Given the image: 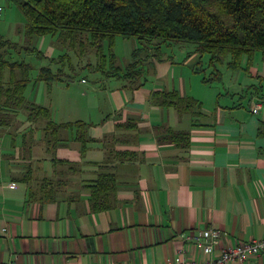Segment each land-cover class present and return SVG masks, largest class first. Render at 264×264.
<instances>
[{"label": "crops", "instance_id": "obj_1", "mask_svg": "<svg viewBox=\"0 0 264 264\" xmlns=\"http://www.w3.org/2000/svg\"><path fill=\"white\" fill-rule=\"evenodd\" d=\"M126 40L129 60L119 65L115 54L122 69L141 45ZM176 43L177 52L162 48L160 59L155 52L143 59L135 80L102 75L87 62L94 81L81 77L74 96L61 75L36 76V93L25 88V107H47L49 118L29 119L23 107L0 128V264H167L181 248L192 264L203 254L182 233L219 229L216 252L264 237V51L243 56L237 68L227 54L215 62L217 79L203 82L215 69L202 67L195 44ZM46 44L34 47L57 58L58 41ZM163 89L196 106L152 104L151 92ZM48 119L86 122L84 150L75 129L53 130ZM99 172L112 173L116 186L111 207L91 211L88 184ZM42 194L51 200L40 201Z\"/></svg>", "mask_w": 264, "mask_h": 264}, {"label": "trees", "instance_id": "obj_2", "mask_svg": "<svg viewBox=\"0 0 264 264\" xmlns=\"http://www.w3.org/2000/svg\"><path fill=\"white\" fill-rule=\"evenodd\" d=\"M16 2L25 17V35L29 44L18 45L0 34V128L10 124L12 118L24 105V91L28 83L30 64L13 60L11 49L24 48L44 57L41 50L30 46L35 36L57 34L63 43L81 50L86 41L98 56L96 67L102 75L135 80L140 74V66L147 56V44L157 49L171 41H187L195 44V50L202 56L209 54L208 65L215 69V62L227 54L228 67L240 66L241 58L251 59L255 50L264 51V0H11ZM136 38L140 46L131 52V60L124 69L116 64L112 50L114 37ZM108 41V52L104 53L103 41ZM77 46V47H76ZM145 52V55L142 53ZM159 54V51L157 50ZM82 54V53H81ZM156 54V53H155ZM160 59V55H158ZM64 56V55H63ZM59 57L60 60L64 57ZM54 61L55 58H50ZM108 59V60H107ZM16 69L22 76L16 77ZM203 76V82L218 77ZM62 74V73H61ZM48 66H41L36 79L51 81L58 77ZM150 102L156 105L172 106L177 111H192L196 103L189 96H182L177 90H154ZM27 117L49 118V109L39 104L25 107ZM86 122L81 120L56 123L48 119L46 126L75 129L77 138ZM31 179L29 171L21 180ZM112 173L99 172L88 184L89 207L91 211H101L111 207V197L115 190ZM43 188H40L42 190ZM46 193V192H45ZM51 200L41 196L40 201Z\"/></svg>", "mask_w": 264, "mask_h": 264}, {"label": "rangeland", "instance_id": "obj_3", "mask_svg": "<svg viewBox=\"0 0 264 264\" xmlns=\"http://www.w3.org/2000/svg\"><path fill=\"white\" fill-rule=\"evenodd\" d=\"M25 17L16 4V2L11 0H0V34L4 36V38L9 39L11 42L16 43L18 45L26 46L28 41L26 40L25 35ZM35 43L31 42L30 46H35V44L41 49L42 51L47 50V47H45L47 44L46 42L50 41V39L54 41H58V44L61 46V48L58 46H54L55 50L52 53L54 57H57L53 60L50 58H44V57H38L35 52H29L24 48H18L16 50L11 49V57L13 60L18 61H25L30 64V69L28 70V76L29 81L27 83V89H26V95H28L30 92H37L39 84H34L35 77L38 75L39 67L40 66H48L51 67V70L57 71L58 74H61V77L65 78L67 81H63V86L65 87H71L70 92L75 95L76 89H78L79 79L81 77H87L88 83H92L91 81H94L93 71L90 70L87 67H83L82 65L84 63L90 62V63H98V56L95 53L94 49L90 47L88 42L86 41L85 36H82L81 39L84 41V47H82V43L80 45V48L74 49L72 48L68 43H63L57 36V34H46L43 36H35ZM44 37V38H43ZM46 39V42H45ZM128 38H124L120 35H116L114 37V44L112 47V50L114 53L118 55L117 63L119 65H123L125 63V60H129V51L127 46ZM132 39V38H131ZM181 43L183 44V48H187L192 50L194 47L193 42H187V41H171V45L163 44V46L160 45V47L157 49V47L153 44H147V52L152 54L153 52L157 53V50L159 51V54L162 51L167 52V54H171L170 51L173 50L174 52H177L178 49H180L178 46ZM39 44H44L45 46L40 47ZM55 45V42L52 43V45ZM63 46V48H62ZM51 50V47L49 48ZM103 50L104 53L108 52V41H103ZM64 54V59L60 60L58 58L59 54ZM82 53V54H81ZM192 56H190L191 59ZM208 57L209 55L206 53H203L202 56H200L198 59H200L198 62H200L203 66H206L208 63ZM227 57V56H226ZM225 57V59H226ZM60 61H59V60ZM197 59V60H198ZM108 60V59H107ZM224 64H219L218 68ZM213 69V68H212ZM60 71V72H59ZM209 70L207 69V72ZM208 74V73H207ZM206 74V75H207ZM15 76L20 77L22 76V70L16 69ZM42 82H40V85ZM82 87V86H81ZM23 112L19 114V116H22Z\"/></svg>", "mask_w": 264, "mask_h": 264}, {"label": "built area", "instance_id": "obj_4", "mask_svg": "<svg viewBox=\"0 0 264 264\" xmlns=\"http://www.w3.org/2000/svg\"><path fill=\"white\" fill-rule=\"evenodd\" d=\"M262 107L261 102L254 104V110ZM184 239L190 241L196 248L200 249L203 257L192 264H251L255 257H262L264 260V237L241 241L231 247L215 251L219 241L220 230L214 227H205L194 232L181 234ZM185 249H179L177 255L168 257L167 264H188L184 255ZM117 264H123L121 262Z\"/></svg>", "mask_w": 264, "mask_h": 264}]
</instances>
